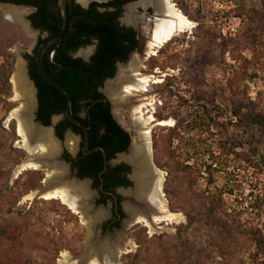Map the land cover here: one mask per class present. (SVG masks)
Masks as SVG:
<instances>
[{
  "label": "rangeland",
  "instance_id": "obj_1",
  "mask_svg": "<svg viewBox=\"0 0 264 264\" xmlns=\"http://www.w3.org/2000/svg\"><path fill=\"white\" fill-rule=\"evenodd\" d=\"M75 1L87 7L95 0ZM171 2L193 27L137 63L129 57L102 89L127 131L136 130L138 104L152 116V160L165 175L167 208L178 215L154 223L152 232L127 215L123 226L102 230L107 206L95 203L88 182L70 177L55 160L52 168L66 172L70 185H83L90 228L60 200L28 196L44 188L47 170L14 175L28 153L12 114L25 107L13 76L22 62L30 84L26 54L46 33H29L0 5V264H60L64 253L81 258L103 240L125 245L117 264H264V0ZM136 67L155 81L147 92L127 96L122 87L133 81ZM33 99L32 124L34 91ZM52 136L53 152L74 154L79 147V135L70 131L62 139ZM120 191L128 213L126 204H137Z\"/></svg>",
  "mask_w": 264,
  "mask_h": 264
},
{
  "label": "trees",
  "instance_id": "obj_2",
  "mask_svg": "<svg viewBox=\"0 0 264 264\" xmlns=\"http://www.w3.org/2000/svg\"><path fill=\"white\" fill-rule=\"evenodd\" d=\"M15 4L30 5L35 11L30 15L34 27L49 34L60 30L61 19L55 13L48 14L51 0H0ZM123 0H112L104 5ZM114 12H101L97 3L93 2L88 8H82L72 3L73 24L71 30L60 48L50 58L52 45L43 56L47 71L63 84L71 93L73 114L81 119L89 131L88 148L102 146L107 158L115 157L118 152L125 151L129 145V133L118 123L111 112L110 102L104 94L98 91L105 78L112 77L116 61H125L128 53L133 49L136 40L135 32L131 28L119 26L115 22ZM97 41L95 52L89 61L71 54L78 48ZM172 40V39H171ZM41 39H39V42ZM169 42V41H168ZM167 42V43H168ZM166 43V44H167ZM165 46V45H164ZM37 46L33 50L35 54ZM29 76L37 87V114L36 119L43 125L51 124L54 114H63L65 111L64 94L55 86L49 84L38 72L34 55L26 54ZM70 127L75 133L84 136L82 129L64 117L56 125V133L63 138L66 128ZM68 156V155H67ZM78 169L79 177H91L96 186L99 185V172L103 168L101 150L86 153L81 150L78 159L73 161ZM130 171L126 164L117 166L108 165L102 173L105 189L114 190L118 185H129L131 182L125 176Z\"/></svg>",
  "mask_w": 264,
  "mask_h": 264
},
{
  "label": "bare ground",
  "instance_id": "obj_3",
  "mask_svg": "<svg viewBox=\"0 0 264 264\" xmlns=\"http://www.w3.org/2000/svg\"><path fill=\"white\" fill-rule=\"evenodd\" d=\"M153 4L155 10L162 12L163 15L161 17H153L151 19L152 23H147L142 29L144 33H148L150 30L151 38L146 41L144 48L147 56L154 54L158 48H162L173 36L190 30L193 27V22L171 0H154ZM2 7L7 18L23 21L22 18L25 13L23 7H16L9 4H4ZM134 59H137L136 63L139 61L138 57H134ZM133 72V81L127 84L125 83L122 87V91L127 96L128 93L147 92L148 84L155 81V79H152L151 74H145V72L139 73L137 67L133 69ZM13 82L16 88L22 92L25 100L24 110L15 111L12 114L17 115L18 133L22 137L23 147L28 153L24 161L15 169L14 175L19 174L25 169H40L46 167V188L32 191L28 196L31 199L40 196L45 199L60 200L72 211L79 213L90 228L91 219L88 215V204L81 199L83 193L80 189H83V185L76 183L70 185L72 182L67 179L66 172L56 171V169L52 168L55 162L49 155V151L51 150L48 149L54 143V141L52 142L54 140L52 133L49 129L37 128L30 121L29 115L33 108L34 90L25 77L22 62H19L16 67ZM110 85H107V89L111 87ZM144 104L140 103L137 106L135 105L136 107L134 108V111L137 113L134 117V129L141 134V146L126 156L128 160L134 161L138 154H143L136 162L138 168L135 171V187L129 192H126V194L133 198L138 197L144 206L137 207L129 204H126V206L130 211L131 217L137 222H143L149 228L150 232H152L157 228L154 223L159 221H173L178 215L171 213L167 208V202L163 192L164 173L152 161L146 162L147 152L149 157H152L150 141L151 127L149 125V122L152 121V116H145L141 112V107ZM165 122L161 121L160 123L165 124ZM70 145L74 147L72 143ZM37 147L42 149V153L39 156L36 154ZM147 208L152 209V211L148 213ZM112 243L103 240L97 245L91 246L90 248L92 250L90 249L88 253L86 252L87 256L83 260L81 258H73L72 255L71 257L69 254L64 253L63 259L59 262L60 264H117L120 254L125 250V245H112Z\"/></svg>",
  "mask_w": 264,
  "mask_h": 264
},
{
  "label": "flooded vegetation",
  "instance_id": "obj_4",
  "mask_svg": "<svg viewBox=\"0 0 264 264\" xmlns=\"http://www.w3.org/2000/svg\"><path fill=\"white\" fill-rule=\"evenodd\" d=\"M110 1H112V0H105V1L95 0L93 2L97 3V9L99 11H101V12H114L115 15H116L115 22H118L119 26H123V27H126V28H131L135 32L134 38L136 40V43H135L133 49L128 53L127 59L125 61H116L115 62V70H114L113 76L105 78L103 83L98 86V91L102 92L104 94L105 98L108 101H109V99L107 98L105 92L102 90V89L105 88L106 81L111 79V78H113L115 76V73H116V71L118 69V65L119 64L125 63L129 59V57H131L132 55L134 57L136 55L135 53H136V50L138 48V37H139V35L141 33H143V35L145 34L142 31V29H143V27H145L147 25V22H150V20L152 19V15H154L155 11H156L155 8H154L155 6L153 4L154 0H123L120 4L117 3V2H114L113 4H110V5H104L106 3H109ZM73 2L79 4L75 0H73ZM93 2H90V4L93 3ZM90 4H88L87 7H83L81 4H79V5L82 8H88L90 6ZM25 7L28 10H27V12L25 11L24 16H25L26 19H28L32 23V21L30 19V15L35 11V8L30 6V5H25ZM34 28L38 29L36 27H34ZM38 30H39V34L46 33V35L45 36H41L40 38H38L33 50L35 49L36 46L37 47L39 46V44L42 42V40L46 36L51 35L47 31H41L40 29H38ZM39 39H41L40 42H39ZM52 45H54L53 48H52V51H53V49L56 46V43L51 44L48 48H50ZM88 45H90V48L85 52L84 56H76V55H74V52L76 50L73 51L71 55L73 57H80L84 61H89L90 57L92 56V54L96 50L97 41L93 40ZM48 48H47V50H48ZM144 51H145V49H144ZM27 54H29V53H27ZM30 55H34V58H35V54L32 53ZM26 65H27L26 69H27L28 77L34 83V86H35L36 91H37V87L35 85L34 80L31 79V77L29 76L28 60L26 62ZM37 107H38V100H37ZM36 114H37V108H36V111H35V116H36ZM54 115H60V114H54ZM52 117H51V120H52ZM63 118L64 117L59 118L57 120V122L53 125V130H54L56 136H57L56 125ZM67 131H70L71 133L79 135L80 137H82L80 134L75 133L70 127L65 129L64 134ZM64 134H63V137H64ZM59 139H61V138H59ZM81 150H83V148H82V141L80 140L79 147L77 148V150L75 151L74 154L69 152V150L67 148H62L58 152L57 161L62 166L63 165H67L68 166L69 170L66 171V172L68 173V175L70 177L74 176L78 180H85L86 182H88L89 189L91 190V193L93 195V200L95 201V203L100 204V205L105 206V207L107 206L108 210L105 211L104 212L105 214L104 215L102 214V216H101L102 220H103V222L101 223V229L102 230H113V229H117L120 226H123L125 224L124 218H125L126 215L130 216V211L128 210V213H129L128 214L127 211L125 210L124 204L122 202V198L123 197H122V193H121L120 190L121 189H126L127 187L131 186L132 182H131V180L129 179V176H128L130 171L128 173H125V176L131 182L129 185H118V186H116L114 188V190L105 189L103 187L104 180L102 178V180L100 179L99 185L96 186L95 183H94V179L93 178H91L89 176H87V177H79V175H78V169H77V167H76V165L74 164L73 161H76L78 159V156H79ZM117 157L118 156H117V153H116L114 158L109 159V160H111V162H109L110 166H117V165H121V164L128 165L124 161L115 162L114 160ZM114 240H115L114 242H117V243L120 242L121 243L120 239L116 238Z\"/></svg>",
  "mask_w": 264,
  "mask_h": 264
},
{
  "label": "water",
  "instance_id": "obj_5",
  "mask_svg": "<svg viewBox=\"0 0 264 264\" xmlns=\"http://www.w3.org/2000/svg\"><path fill=\"white\" fill-rule=\"evenodd\" d=\"M72 2L73 0H51L50 1V5H49V8H48V14L53 12L55 14H57L59 16V18L61 19V26H60V30L55 33V34H51V35H48L46 36L42 42L39 44V46L37 47L36 49V53H35V64L37 66V69H38V72L40 73V75L51 85L55 86L56 88H58L63 94H64V97H65V101H64V106H65V111L63 114H60V115H54L52 117V120H51V126L53 128V125L57 122V120L61 117H66L71 123H73L74 125H76L77 127H79L80 129L83 130L84 132V136L83 137H80V140L82 141V148L85 152L87 153H91L95 150H101L102 152V156H103V168L102 170L99 172L98 176L99 178L102 180V173L107 169L108 165H109V162H111V160H109L107 158V154H106V151L105 149L98 145V146H95L93 148H88V139H89V131H88V126L79 118H77L74 114H73V111H72V97H71V93L69 92V90L63 85L61 84L57 79H55L48 71L47 69L45 68L44 66V62H43V56H44V53L45 51L47 50V48L53 44V43H56V46L55 48L53 49V51H51L50 53V58L53 57L55 51L62 45V43L65 41V39L67 38L70 30H71V27H72V24H73V19H72ZM4 4H9V5H13V6H16V7H25V5H22V4H15V3H11V2H2L0 1V5H4ZM163 14L162 12H157L155 11V14L152 16L153 17H161ZM23 21H20L19 22L21 24H23V26L25 27V29L29 32V33H34V34H38L39 33V30L38 29H35L34 26L32 25V23L25 18V16L23 15V18H22ZM18 21V20H17ZM151 22V20H150ZM149 23V22H147ZM152 23V22H151ZM151 36H150V30L148 33H145L143 35V33H141L138 37V48L136 50V55L134 57H138L139 59H142L143 57L146 56V52L144 51V48H145V43L148 39H150ZM142 70V69H141ZM30 80V79H29ZM30 84L32 85L33 89H34V94L36 96V99H37V91H36V88L34 86V83L30 80ZM124 92V91H122ZM34 125L37 127V128H45V129H49L51 131V133L56 137V134L54 132V130L52 128H49L50 125L46 126V125H43L41 124L39 121L36 120V116L34 114L33 116V119H32ZM119 123V122H118ZM120 124V123H119ZM121 125V124H120ZM122 126V125H121ZM123 127V126H122ZM125 129V128H124ZM126 130V129H125ZM127 131V130H126ZM129 133V137H130V141H129V145L127 147V149L125 151H122V152H119L117 153V156L122 158V157H125V162L130 166V173H129V179L131 180L132 182V185L127 187L126 189H121L123 192H129L130 190H132L134 187H135V184H136V170L138 168V164L136 163L143 154H138V156H136V159L134 161H130L126 158V156H128V154H130L131 152L136 151L137 148H140V142H141V134L138 133L136 130H130L127 131ZM59 139V138H58ZM38 152V156L41 155L42 153V149L40 147H37L36 149V153ZM49 155L51 157V159L55 160L57 162V165L59 166H62L60 165V163L56 160L57 159V156H58V153L57 152H53L52 150L49 151ZM153 163V160H152V157L150 156L149 157V154L147 152V156H146V162H151ZM64 168L65 171H68L69 168L67 165H63L62 166ZM45 169H47L46 167H43ZM45 179H46V175L44 177V184H45ZM77 179V178H75ZM85 181V180H83ZM46 188V185L44 186L43 189ZM131 197V196H130ZM135 202H136V206H144L142 205V202L138 199V197H131ZM148 213L150 211H152V209H148ZM129 218H133L131 217V215L129 216ZM133 220V219H132ZM88 240L85 242V245L87 246L90 242V238L88 237L87 238ZM87 256V254L81 256V259H85Z\"/></svg>",
  "mask_w": 264,
  "mask_h": 264
}]
</instances>
